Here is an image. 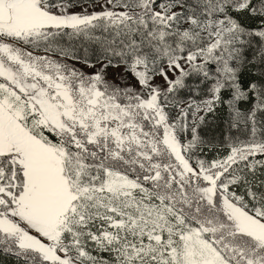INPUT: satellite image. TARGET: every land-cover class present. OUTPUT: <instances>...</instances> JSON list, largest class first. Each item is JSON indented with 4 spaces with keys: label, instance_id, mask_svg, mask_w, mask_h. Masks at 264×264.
<instances>
[{
    "label": "snow or ice",
    "instance_id": "snow-or-ice-1",
    "mask_svg": "<svg viewBox=\"0 0 264 264\" xmlns=\"http://www.w3.org/2000/svg\"><path fill=\"white\" fill-rule=\"evenodd\" d=\"M0 253L264 264V0H0Z\"/></svg>",
    "mask_w": 264,
    "mask_h": 264
},
{
    "label": "trees",
    "instance_id": "trees-1",
    "mask_svg": "<svg viewBox=\"0 0 264 264\" xmlns=\"http://www.w3.org/2000/svg\"><path fill=\"white\" fill-rule=\"evenodd\" d=\"M84 47H88V45H85ZM80 55L81 56L84 55L82 49L80 50ZM89 55L91 57V49L89 50ZM248 71L250 73L251 71H255V69H251ZM245 78H247V75ZM189 84H190V90H191L192 87L198 86V79L193 77L192 79L189 80ZM199 87L201 88V90L206 91V88H207L206 85H199ZM203 92L201 93L202 95H203ZM181 96L185 99L187 98L186 93H181ZM241 107L247 108L248 105L242 104ZM208 119H209L210 123H208L207 126L205 125L203 127L207 131V133H204V135L208 134V136L217 137L218 139H221L222 138V130L225 128V122L228 119L226 107H222V108L218 109L216 116L212 117L210 115ZM203 128H202V132L204 131ZM0 264H17V261H16V258L13 256L0 253Z\"/></svg>",
    "mask_w": 264,
    "mask_h": 264
},
{
    "label": "rangeland",
    "instance_id": "rangeland-1",
    "mask_svg": "<svg viewBox=\"0 0 264 264\" xmlns=\"http://www.w3.org/2000/svg\"><path fill=\"white\" fill-rule=\"evenodd\" d=\"M75 11H79L80 9L79 8H76V9H74ZM90 11H91V9H89ZM77 67H83V65H80V64H77ZM98 67V66H97ZM86 72H89V73H91V72H94L96 69H94V68H85L84 69ZM124 73V68H123V65H121L120 67H115V68H113V67H109L108 69H107V78L109 79V80H112V81H115L116 83H120V80L118 79V76L120 75V74H123ZM127 81H128V83H130V84H135L136 82H135V80L134 79H132L131 78V76H130V74H127ZM203 91H205V90H202V92ZM206 126H207V124H206ZM204 129V128H203ZM204 133H207V131L204 129V131L202 132V135H204ZM205 136V138H209V139H211V138H214V139H217V140H219L217 137H211V136H208V134L207 135H204ZM222 139V138H221ZM211 153H209V156L211 157Z\"/></svg>",
    "mask_w": 264,
    "mask_h": 264
}]
</instances>
